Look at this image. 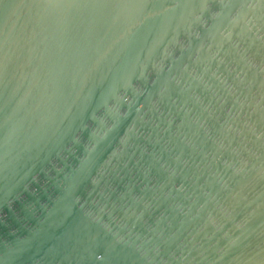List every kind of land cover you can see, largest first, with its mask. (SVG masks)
Segmentation results:
<instances>
[{
    "label": "water",
    "instance_id": "95a60500",
    "mask_svg": "<svg viewBox=\"0 0 264 264\" xmlns=\"http://www.w3.org/2000/svg\"><path fill=\"white\" fill-rule=\"evenodd\" d=\"M0 264H264V0H0Z\"/></svg>",
    "mask_w": 264,
    "mask_h": 264
}]
</instances>
